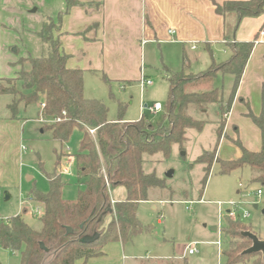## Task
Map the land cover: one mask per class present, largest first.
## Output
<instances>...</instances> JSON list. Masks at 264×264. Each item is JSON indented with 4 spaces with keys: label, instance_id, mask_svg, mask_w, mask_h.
<instances>
[{
    "label": "trees",
    "instance_id": "trees-1",
    "mask_svg": "<svg viewBox=\"0 0 264 264\" xmlns=\"http://www.w3.org/2000/svg\"><path fill=\"white\" fill-rule=\"evenodd\" d=\"M66 3V10L57 18L47 17L38 32L43 43L42 55L19 58L16 63L21 65L20 70L15 76L1 80L0 92L14 95V98L18 95V100L25 104L38 102L40 116L50 120L43 130L50 132L52 139L61 145L69 141L74 129L83 132L74 163L81 188L74 199L63 196L67 182L63 179L62 169L58 172V166L67 154L61 150L54 170L46 174L50 184L48 192L33 189L28 194L29 199L42 204V214L38 217L41 228L35 229L31 225L26 218L28 209L24 207L22 213L0 221L1 247L19 252L20 264H76L78 260L86 263L90 258L104 255V247L109 242L125 244L131 241L144 231L138 217L139 203L148 200L150 191L163 188L165 183L155 172L144 171L145 155L161 153L168 157L175 144L182 149L187 130H201L207 122L203 116L212 108L218 115V142L213 150L198 158L206 164L204 186L214 163L219 164L221 174L249 167L253 172L251 181L264 183V95L261 111L255 114L249 108L245 114L260 130L259 150H250L239 137L228 136L225 129L256 43V40L236 41L234 33L242 18L264 13V0L214 2L218 14L236 16L233 23H226L225 45L230 55L222 62L213 59L206 69L197 73L167 68V106L157 123L146 122L145 115L126 121V105L122 102H119V118L109 119L106 103L85 95L84 70L67 66L69 55L62 48L59 34L63 15L81 2L66 0ZM26 63L30 64L29 69H25ZM220 74L233 76L227 95L223 87L214 84ZM104 79L110 81L106 74ZM4 82L12 84V88ZM16 102L14 99L10 105L13 109ZM90 129H95L94 134ZM223 137H229L238 146L239 157L221 159L218 156ZM210 154L214 160L208 158ZM120 186L125 188L126 196L113 204L111 192ZM242 230L254 229L239 219L227 218L223 228L227 238L222 251L225 264L261 256L259 253H242L252 244L249 238L241 235ZM40 242L49 252L40 246Z\"/></svg>",
    "mask_w": 264,
    "mask_h": 264
},
{
    "label": "rangeland",
    "instance_id": "rangeland-1",
    "mask_svg": "<svg viewBox=\"0 0 264 264\" xmlns=\"http://www.w3.org/2000/svg\"><path fill=\"white\" fill-rule=\"evenodd\" d=\"M55 33L58 34V31L55 30ZM19 34L18 29H10L11 36ZM10 35L0 30V85L2 79L13 77L20 67L15 62L17 53L13 49L16 46L12 47L10 58H5L1 49L3 40H9ZM186 51L190 62L185 61L182 66L181 51L178 55L176 48L148 44L144 61L140 65H129V73L122 78L128 79L127 82L115 77L107 82L102 71L86 69L85 95L102 99L109 108V119L119 118V102H122L126 105V121L140 119L142 113H145L146 122L157 123L162 119L167 106L169 72L166 69H184L185 72L197 73L210 64L203 48L192 51L187 47ZM24 67L29 69L30 64L26 63ZM141 75L147 76L153 83L142 89L139 81ZM218 76L214 84L223 87L227 95L233 76ZM4 84L11 88L13 86L7 82ZM17 88L20 89L19 86ZM18 98V95L14 98V95L0 92V221L22 213L23 208L27 207V220L35 229H40L38 211L42 209V204L29 199L28 194L33 189L48 192L50 184L46 174L54 170L61 150L67 155L62 157L58 172L69 156L74 158L75 163V154L83 132L74 129L69 141L61 145L52 139L50 132L43 130V126L50 123V120H41L39 103L25 104ZM14 99L17 104L13 109L10 105ZM142 102H159L163 111L157 114L142 112ZM238 104L241 105L242 102L238 101ZM241 116L251 124L250 117ZM203 119L207 122L201 130H187V140L182 149L175 144L168 157L161 153L145 155L144 171L155 172L164 179V187L151 190L150 199L138 205V216L144 231L125 244L120 241L107 243L104 247L106 255L101 258L100 264H225V256L220 255L219 249L223 251L227 245L223 228L229 218L225 212L232 206L230 201L237 203L236 211L241 215L239 220L253 227L254 230L251 231L259 237H264V183L251 181L253 172L249 167L221 174L219 164L214 163L204 186L206 164L199 162L198 158L217 145L216 110L210 109ZM236 125L240 128L239 124ZM226 131L231 138H235L233 126ZM240 138L243 141L241 136ZM238 151V146L229 137L221 139L218 147L221 159L236 158L234 155ZM212 157L211 154L208 155V158ZM169 171H173L171 177L166 176ZM63 179L67 182L63 196L76 198L81 188L77 183L76 165L71 167V174H63ZM240 181L243 186L239 185ZM258 189L262 190L260 196L256 195ZM123 190L125 188L122 186L115 188L111 192L112 197H117V193ZM5 192L10 194L8 200L4 199ZM201 197L203 201H199ZM220 202L223 204L221 207ZM256 203L259 205L258 209L254 208ZM247 213L249 215L244 216ZM212 226H216L217 230L212 231ZM218 241L222 242L220 248ZM190 247L196 249L195 254L187 252ZM0 264H20V253L0 246ZM236 264H262V257L254 256Z\"/></svg>",
    "mask_w": 264,
    "mask_h": 264
},
{
    "label": "crops",
    "instance_id": "crops-1",
    "mask_svg": "<svg viewBox=\"0 0 264 264\" xmlns=\"http://www.w3.org/2000/svg\"><path fill=\"white\" fill-rule=\"evenodd\" d=\"M79 1L80 4L73 5L63 15L59 31L62 48L69 55L67 66L70 68H80L84 72L86 69L100 70L109 79L115 77L127 82L128 79L122 78L129 73V65H140L144 61L148 44L176 48L178 55L181 51L182 66L185 61L190 62L187 47L192 51L203 48L210 64L213 59L217 62L225 61L230 55L225 45L226 23H233L236 16L232 14L224 17L216 12L214 5V2L223 3L228 0ZM66 6V0H0L1 32L9 36L10 29L16 28L20 33L15 37L10 35L9 40H3L1 49L5 58L11 57L13 46H16L13 51L17 53L15 62L29 55L41 56L43 43L38 32L47 17L57 18L60 12L66 10ZM262 28L264 13L242 18L234 33L236 41L256 40V43L225 129L229 130L233 126L235 131L237 128L235 138L241 140V136L245 144L241 140L242 143L250 150L261 148V133L252 120L249 124L241 115L245 116L249 108L255 114L261 111L264 95ZM170 30L175 33H170ZM193 45L196 48H192ZM238 101L242 104H238ZM235 111L237 114H234ZM239 156L240 149L234 157ZM117 195L112 197L115 202L125 198L126 190ZM199 201H203L202 197ZM105 255L90 258L86 263L78 260L76 264H100Z\"/></svg>",
    "mask_w": 264,
    "mask_h": 264
},
{
    "label": "built area",
    "instance_id": "built-area-1",
    "mask_svg": "<svg viewBox=\"0 0 264 264\" xmlns=\"http://www.w3.org/2000/svg\"><path fill=\"white\" fill-rule=\"evenodd\" d=\"M170 33H175V31L174 30H170ZM260 35H264V28L261 29ZM192 48H196V45H193ZM139 81H140L142 89L146 88L147 86H149V85H151L153 83V81L150 78H148L147 76H145V75H142ZM141 111L142 112L148 111L151 114H157V113L163 111V106L159 102H154L153 104H148V103L142 102L141 103ZM142 114L144 116L145 113H142ZM42 119H45V118L42 117L41 120ZM90 132L92 134H94L95 129H90ZM73 165H74V158L72 156H69L67 158V160H66V164L62 168V173L66 174V175L67 174H71V167H73ZM239 185L243 186L241 181L239 182ZM261 194H262V190L258 189L257 192H256V195L260 196ZM0 200H1V190H0ZM112 203L114 204L115 200H112ZM230 203H231L232 206H231L230 209H228L225 212V215L228 216L231 219H239L241 217V215L238 214L237 211H236L237 203L233 202V201H230ZM219 205L221 207V205H223V204L220 202ZM38 213H39V216H40L42 214V209H40L38 211ZM248 215L249 214L247 213L244 216H248ZM217 244H218V246L220 248L221 245H222V242L218 241ZM187 252L189 254H195L196 253V249L193 248V247H190V248H188ZM219 253H220V255L222 254V249L221 250L219 249Z\"/></svg>",
    "mask_w": 264,
    "mask_h": 264
},
{
    "label": "water",
    "instance_id": "water-1",
    "mask_svg": "<svg viewBox=\"0 0 264 264\" xmlns=\"http://www.w3.org/2000/svg\"><path fill=\"white\" fill-rule=\"evenodd\" d=\"M172 175H173V171H169L166 173L167 177H171ZM9 198H10V194L8 192H5L4 199L8 200ZM258 207H259V205L257 203L254 204L255 209H258ZM210 229L212 231H216L217 227L212 226ZM68 231L71 232L72 229L68 228ZM240 233L242 236H245L252 241L251 246L248 247L247 249H245L242 253L243 254H258L259 253V254H261V257H262V264H264V237L263 238L259 237L258 234H256L255 232H253L251 230H242ZM40 246L44 250L49 252V249L44 245L43 242H40Z\"/></svg>",
    "mask_w": 264,
    "mask_h": 264
}]
</instances>
